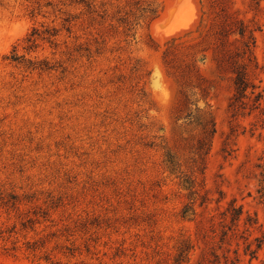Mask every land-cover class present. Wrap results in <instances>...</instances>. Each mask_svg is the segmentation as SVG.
Listing matches in <instances>:
<instances>
[{
  "label": "rangeland",
  "instance_id": "374dc122",
  "mask_svg": "<svg viewBox=\"0 0 264 264\" xmlns=\"http://www.w3.org/2000/svg\"><path fill=\"white\" fill-rule=\"evenodd\" d=\"M235 17L264 89V0H0V264H264V103L231 117L219 61Z\"/></svg>",
  "mask_w": 264,
  "mask_h": 264
},
{
  "label": "trees",
  "instance_id": "16d2710c",
  "mask_svg": "<svg viewBox=\"0 0 264 264\" xmlns=\"http://www.w3.org/2000/svg\"><path fill=\"white\" fill-rule=\"evenodd\" d=\"M255 30L256 28L251 27L241 18L235 17L230 18V20L227 18L221 22L219 47H224L226 39L230 36H234L236 39L237 37L241 38V48L240 51L236 52V55L221 48L223 53L219 59L222 64H228L232 72L234 92L230 99L229 111L231 112V117L234 118L244 115L247 108L250 110L249 114L256 109H260L264 103V89H259V85L254 81L250 73L253 68L258 67L254 53L256 43ZM204 128L206 135L210 138L209 141H211L216 131L213 113H210L208 118L205 119ZM209 141L206 142L208 149L210 146ZM241 213V210L238 209L234 214V219H238ZM188 249L189 247L185 248L184 251ZM182 255H180L182 257L180 259H183Z\"/></svg>",
  "mask_w": 264,
  "mask_h": 264
}]
</instances>
